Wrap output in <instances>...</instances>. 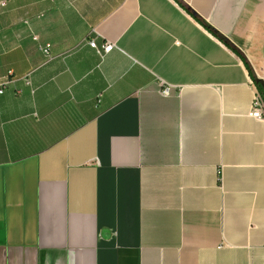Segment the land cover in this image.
Segmentation results:
<instances>
[{"label": "crops", "instance_id": "0c3cea01", "mask_svg": "<svg viewBox=\"0 0 264 264\" xmlns=\"http://www.w3.org/2000/svg\"><path fill=\"white\" fill-rule=\"evenodd\" d=\"M248 65L264 0L0 6V264H264Z\"/></svg>", "mask_w": 264, "mask_h": 264}, {"label": "built area", "instance_id": "2783aa9c", "mask_svg": "<svg viewBox=\"0 0 264 264\" xmlns=\"http://www.w3.org/2000/svg\"><path fill=\"white\" fill-rule=\"evenodd\" d=\"M7 1L8 0H0V6H6ZM34 39L37 38L34 37ZM88 44L97 51L101 58L105 57V55L116 47L115 43L109 41L104 42L102 45H98L94 38L89 39ZM39 48L46 58H51V45L49 43L41 44ZM31 73L30 71L21 78L27 85H31ZM17 80L12 70L9 71L6 76L0 77V94H4L10 86L17 82ZM160 84L161 93L163 95H168L173 86L165 83L163 80H160ZM15 92L20 93L21 91L16 89ZM250 115L257 120H264V99L260 92H258L253 99ZM219 175L221 178V171H219Z\"/></svg>", "mask_w": 264, "mask_h": 264}, {"label": "trees", "instance_id": "16d2710c", "mask_svg": "<svg viewBox=\"0 0 264 264\" xmlns=\"http://www.w3.org/2000/svg\"><path fill=\"white\" fill-rule=\"evenodd\" d=\"M228 45H230L233 49H235L236 51H238L236 48H234L229 42H226ZM239 52V51H238ZM249 66V65H248ZM249 70H250V73H251V75H252V77H253V80H254V82H255V84H256V86H257V88H258V90H259V92H260V94L262 95V97H263V99H264V82H262L261 80H259L256 76H255V74L253 73V71H252V69L250 68V66H249Z\"/></svg>", "mask_w": 264, "mask_h": 264}]
</instances>
